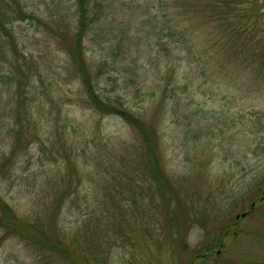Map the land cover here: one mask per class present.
I'll list each match as a JSON object with an SVG mask.
<instances>
[{
  "label": "rangeland",
  "instance_id": "rangeland-1",
  "mask_svg": "<svg viewBox=\"0 0 264 264\" xmlns=\"http://www.w3.org/2000/svg\"><path fill=\"white\" fill-rule=\"evenodd\" d=\"M74 1L23 0L26 9L35 12L49 27L43 26L38 31L35 23L29 22L15 26L20 50L27 58H33V69L23 67L25 74L31 76L30 86L26 87L32 113L26 123L30 128L27 134L39 136L36 140L28 135L21 145L14 147L16 163L0 179L3 198L21 216L43 207L40 204L43 198L54 192V184L68 172V160H76L85 145L89 146V152L96 153L106 144L120 151L121 142L135 144L136 141L134 131L122 119L102 117L90 108L82 81L71 71L68 53L55 39L52 21L61 17L68 22ZM109 4L110 9L116 6L115 11L107 8L109 11L85 39V54L97 75V89L121 97L133 111L146 110L152 114L165 99L168 108L163 111L159 135L169 176L183 187H193L210 195L207 202L210 209L223 204L230 207L232 211L222 217L230 218L232 224L237 215L247 213L241 211L244 203L245 209H253L245 218L238 219L239 232L227 237L225 248L220 253L217 251V262L208 264L264 262V198L252 207L251 199L240 204L229 194L231 188L237 193L256 178L264 182V76L255 77L251 90L237 73L226 77L234 82L232 86L222 82L226 81L222 73L214 70L207 78L201 77V67L198 69L192 60L191 50L185 51L176 45L157 47L147 37L146 32L156 26L153 20L150 22L149 13L157 21L160 17L155 0H109ZM261 4L264 6V0ZM184 18L189 19L190 28L203 23L202 18L192 14ZM200 44L204 47L205 43ZM224 61L230 69V65L234 66L228 57ZM39 69L41 76L36 75ZM163 77V87L168 84L169 88L166 96L163 89L154 87ZM0 86V152L8 156L13 139L4 126L9 125V115L12 116L14 108L23 100L24 92H19L17 86L10 91ZM176 86L181 89L173 91ZM11 95L15 96V103L9 102ZM79 163L83 161L80 159ZM86 173L78 188L81 198L67 203L61 216L60 225L67 232L72 230V234L86 212L83 197L91 196V205L97 207L95 193L98 194L100 177L93 168ZM146 202L145 207L149 199ZM219 223L217 219L208 222L212 224L211 229ZM206 234L200 228L191 229L187 237L190 248L193 250L204 243ZM112 253L111 264H134L132 250L117 249ZM0 264L64 262L53 261L18 238H8L0 245ZM167 264L174 261L169 260Z\"/></svg>",
  "mask_w": 264,
  "mask_h": 264
},
{
  "label": "trees",
  "instance_id": "trees-1",
  "mask_svg": "<svg viewBox=\"0 0 264 264\" xmlns=\"http://www.w3.org/2000/svg\"><path fill=\"white\" fill-rule=\"evenodd\" d=\"M155 2L160 17L157 21L156 16L149 13L150 22L153 20L156 26L146 32L147 37L157 47L176 45L185 51L195 48L189 53H193L192 60L197 68L201 67V77L207 78L214 70L222 73L226 80L222 82L232 86L234 82L226 77L237 73L251 90L255 77L264 76V21H261L264 6L261 0ZM114 7L110 9L109 0H75L72 18L66 22L58 16L60 19L53 20L52 24L59 47L68 53L71 71L83 83L90 108L102 117L122 119L134 131L135 144L121 142L120 151L106 144L96 153L89 152L88 145L82 147L76 160H68V172L54 184V192L43 198L40 203L43 207L30 215H19L0 191V245L8 238H18L29 248L64 264H111L110 255L117 249L132 250L134 264H167L169 260L174 264L217 262L227 237L239 232L238 219L232 224L230 218L222 217L232 211L230 207L223 204L210 209L207 204L210 195L193 187H183L169 176L162 159L159 135L168 103L162 99L154 114L146 110L133 111L121 97L97 89V75L85 54V39L96 22L109 11L106 9L113 12ZM190 14L202 18L203 23L190 28L189 19L184 18ZM24 22L35 23L38 31L43 26L49 27L35 12L26 9L23 0H0V85L7 91L17 86L19 92H24L23 100L14 108L12 116L9 115V125L4 126L13 139V148L8 156L0 152V179L11 172L17 159L14 147L27 139L30 129L26 125L32 114L26 87L30 86L31 76L25 74L23 67L33 69V58H27L20 50L15 31V26ZM226 57L233 60L231 69L225 66ZM36 75L41 76L40 69ZM164 82L163 77L154 87L163 89L166 96L169 88L168 84L163 87ZM184 87L187 89L188 85ZM180 89L181 86H176L172 90ZM14 97L9 96V102L15 103ZM29 137L39 139L38 133ZM112 142L109 144L114 145ZM80 159L83 164L79 163ZM92 168L100 177L98 194L95 193L97 207L91 205V196L83 197L86 212L72 234V230L67 232L60 225L61 216L67 203L78 202L81 198L79 185L86 171ZM263 183L262 178H256L237 193L231 188L230 197H235L240 204L251 199L252 204L258 205L264 198ZM148 199L149 205L145 207ZM242 207L241 211L248 214L253 211L245 209V203ZM213 219L221 223L212 230L208 222ZM193 228L207 232V240L192 250L187 237Z\"/></svg>",
  "mask_w": 264,
  "mask_h": 264
},
{
  "label": "water",
  "instance_id": "water-1",
  "mask_svg": "<svg viewBox=\"0 0 264 264\" xmlns=\"http://www.w3.org/2000/svg\"><path fill=\"white\" fill-rule=\"evenodd\" d=\"M252 207H254V204L252 205ZM247 216V213H243L241 215H237L236 218L239 219V218H245Z\"/></svg>",
  "mask_w": 264,
  "mask_h": 264
}]
</instances>
